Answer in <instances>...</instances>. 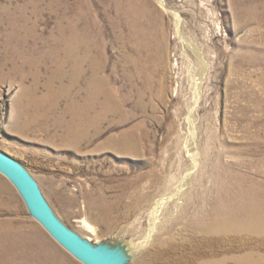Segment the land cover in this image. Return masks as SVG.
Masks as SVG:
<instances>
[{
    "label": "rangeland",
    "instance_id": "obj_1",
    "mask_svg": "<svg viewBox=\"0 0 264 264\" xmlns=\"http://www.w3.org/2000/svg\"><path fill=\"white\" fill-rule=\"evenodd\" d=\"M143 2L146 23L131 24ZM81 37L95 61L84 77L105 80L107 97L93 111L106 109L99 134L77 145ZM0 153L83 241L155 264L173 241L161 230L205 219L198 207L229 191V175L264 184V0H0ZM263 232L226 242L264 254ZM0 264H83L1 173Z\"/></svg>",
    "mask_w": 264,
    "mask_h": 264
},
{
    "label": "bare ground",
    "instance_id": "obj_2",
    "mask_svg": "<svg viewBox=\"0 0 264 264\" xmlns=\"http://www.w3.org/2000/svg\"><path fill=\"white\" fill-rule=\"evenodd\" d=\"M145 4L133 6L136 13L135 18L131 17L134 20L131 21V24L140 25V23H146V18L151 12L150 10L146 12V10L152 5L149 4L148 6L147 4V7ZM141 12L142 14L139 18ZM89 41L85 37H81L80 44L77 47L78 64L75 69V80L78 88L77 96L82 103L80 108L81 124L79 131L75 134L78 139L77 142H74L77 145L93 138L90 133L91 130L96 126L97 130L95 132L97 133L98 124L102 120V116L106 114V109L103 112L101 111L102 114L93 113L98 97L100 95L107 97L105 80H102V78L99 80L100 77L96 79L93 72L91 80L86 81L87 77H84V66L89 63L93 53ZM80 49H83L84 56L80 54ZM94 62L93 60L92 63ZM98 71L101 70L98 69ZM124 140L127 139L125 138ZM116 147L115 151L123 154L130 149L131 145L129 143H119L116 144ZM217 162H221L219 158ZM214 175V180L216 181L224 179L220 172ZM228 181V192L215 194L212 198L205 199L198 207V210L206 216L205 219L200 217L199 214L194 215L181 233L171 234L166 230H161V235L169 234L173 241H160L158 243L153 251L155 264H264V254L256 253V250L262 247L253 246L254 244L252 243L226 242L230 238L245 234L252 238L254 235L262 234V231H264V184L248 182L247 179L239 174L233 177L229 175ZM199 186L203 188L202 183ZM183 197L186 201L184 205L189 207L194 203L196 194L193 196V194L190 195L188 193ZM88 228L90 230V227ZM210 240L217 243L210 242ZM243 250H247L246 253L244 255L239 254ZM130 255L129 251L126 250L121 255H118L120 257L117 258L115 255L112 257L117 264H129L127 258H132Z\"/></svg>",
    "mask_w": 264,
    "mask_h": 264
},
{
    "label": "water",
    "instance_id": "obj_3",
    "mask_svg": "<svg viewBox=\"0 0 264 264\" xmlns=\"http://www.w3.org/2000/svg\"><path fill=\"white\" fill-rule=\"evenodd\" d=\"M0 173L17 189L33 217L66 251L83 264H117L65 227L45 202L32 177L16 162L0 153Z\"/></svg>",
    "mask_w": 264,
    "mask_h": 264
}]
</instances>
